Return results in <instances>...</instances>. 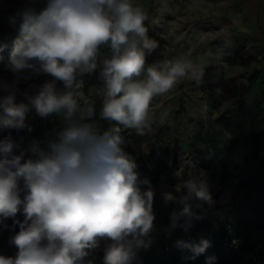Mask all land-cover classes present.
I'll return each mask as SVG.
<instances>
[{"label": "clouds", "instance_id": "obj_1", "mask_svg": "<svg viewBox=\"0 0 264 264\" xmlns=\"http://www.w3.org/2000/svg\"><path fill=\"white\" fill-rule=\"evenodd\" d=\"M148 19L133 0H26L8 17L21 37L4 65L14 79L0 80V131L32 132L26 118L33 111L57 118L61 126L54 138L33 140L27 148L10 134L0 139V225L19 227L10 239L16 255H0V264H93L85 258L101 240L107 242L103 264H131L137 250L151 245L155 191L125 151L122 128L138 136L151 132L154 98L184 80L199 82L202 70L184 55L148 63L159 48L148 34ZM25 70L51 79L21 90V81L29 79ZM97 71L103 83L95 95L101 98V119L109 122L106 130L94 120L95 103L84 91V78ZM168 115L161 112L159 123ZM29 153L38 158L25 159ZM182 173L183 166L177 177ZM175 188L179 195L163 194L166 203L183 206L172 213L173 227L195 216L193 198L214 204L206 181L195 174ZM21 211L22 221L16 219ZM4 218H12V225L3 224ZM177 246L194 259L209 241L179 240Z\"/></svg>", "mask_w": 264, "mask_h": 264}, {"label": "crops", "instance_id": "obj_2", "mask_svg": "<svg viewBox=\"0 0 264 264\" xmlns=\"http://www.w3.org/2000/svg\"><path fill=\"white\" fill-rule=\"evenodd\" d=\"M133 3L144 7L149 17L145 22L149 28L148 34L159 43V48L148 57L150 64L164 59L165 56L173 58L184 55L199 66L203 75L209 65L217 59L221 61L227 50L238 46L242 38L249 37L251 42L252 39H264V0H133ZM161 9L164 11L161 12ZM154 20L159 22L153 23ZM102 54H106V50H102ZM230 68L234 72L246 71L241 70L238 65ZM199 84L200 80L199 82L184 80L169 93L154 98L152 102V113L156 122L153 124V130L149 132V139L144 142L143 151L154 152L156 158L165 160L168 164L176 158L178 167L173 173L175 183L170 184V175L165 174L161 177L157 188L158 198L155 202L162 204V207L155 218L166 215L170 219L169 224L158 227L166 233V241L177 247V241L184 240L187 230L198 229L201 223L207 224V221L215 224L216 217L221 218L222 221L227 215L231 217V223L234 228L240 230V233L249 234L254 240L264 244V230L255 229L254 226L249 228L246 222H243L244 216L237 210L231 208L232 213L224 211L221 214L222 210L217 206L224 204L230 198L225 194L227 192L222 193L218 201L213 198L218 208L216 211L200 214L192 209L195 216H200V219H196L195 216L182 217L183 219H179L182 221L179 225L176 223L175 227L172 226V213L181 211L183 206L167 209L166 206L170 202H165L163 194L170 192L179 195L175 186L182 180L188 179L189 173L197 175L196 173L199 172L197 175L199 179L205 180L208 187L213 185L211 171L207 169L211 162L209 149L205 144L197 141L195 135L199 129V121L208 117H218L228 105H224L219 110L214 109ZM165 110L169 115L165 122L160 124L159 116ZM181 166L183 173L177 177L176 173ZM200 173L204 175L201 176ZM216 182L220 184L218 180ZM232 183L237 182L232 179ZM189 203L192 206V202ZM210 228L215 227L210 226ZM179 230L184 232L178 233ZM106 244V241L101 240L99 247L91 250L90 257H86L85 261L92 260L93 264H103ZM148 249L158 251L154 244ZM146 252L147 248L141 252L137 251L131 264H143L149 257Z\"/></svg>", "mask_w": 264, "mask_h": 264}, {"label": "trees", "instance_id": "obj_3", "mask_svg": "<svg viewBox=\"0 0 264 264\" xmlns=\"http://www.w3.org/2000/svg\"><path fill=\"white\" fill-rule=\"evenodd\" d=\"M9 1L17 2L18 0H0V24L4 22L6 18L5 5ZM17 32L18 29H15L0 37L5 38V47L0 50V62L4 63L9 60L14 43L18 39ZM257 59L258 57L253 54L246 56L243 49L240 48L236 50L233 55L224 56L221 61L218 59L215 60L205 69L200 79L199 87L203 93L207 95L214 109L219 110L229 101H233L235 104V108L232 111L226 110L217 118L208 117L199 121V129L195 135L197 141L208 147L211 162L215 161L220 163L221 169L217 175V180L221 185L228 183L233 178L231 162L227 158L221 157V144L223 143L224 135L221 125L227 122L229 118L233 122L234 133L237 137L246 135L248 140L256 146L255 151L264 152V118L261 117L259 112L247 101V96L251 93L253 86L260 78L261 70L256 69L249 76L248 83L240 81L239 76H227L226 73V66H248L256 62ZM24 75L27 76V72H24ZM95 76L98 78V71L91 76H87V78L92 79ZM0 80H2L1 77ZM102 83L103 82L98 78V87L102 86ZM231 113L233 114L231 115ZM9 134L12 136L13 140L20 145L18 134L14 130L0 131V139H3ZM149 137L150 133L140 138L135 134H131L129 137L124 136L126 142L124 147L125 151L136 160L138 165L137 170L141 174V178L147 177L150 180L155 191V202L158 198L157 188L161 181V177L165 174H169V183L174 184L175 180L173 178V173L178 167L176 158L171 164H168L165 160L156 158L154 152L146 153L135 147L136 144L147 141ZM20 148L22 147L20 146ZM20 148H14V153L19 154ZM29 157L33 159L38 158L29 153L25 156V159ZM196 203L198 204L199 201L197 200ZM228 223H231V221L217 220L215 224L207 221V224L201 223L198 229L196 228L192 231L199 239L203 238L209 241V247L204 253L194 259L191 258L192 254L189 250L177 246L173 252L149 257L143 264H243L237 254L225 252L221 248L219 239L226 231ZM3 224L11 226L12 222L4 218ZM246 225L249 228L253 227L251 220H247ZM210 226H214L215 228L212 229ZM254 228L256 229V227ZM18 231V225L15 229L11 227L4 228L3 225H0V255L6 257H14L16 255L18 249L14 244L10 243V239ZM234 231L240 233V230L236 227ZM204 232L207 233L204 234ZM210 233L212 234L210 235ZM246 235L248 237L250 236L249 234Z\"/></svg>", "mask_w": 264, "mask_h": 264}, {"label": "rangeland", "instance_id": "obj_4", "mask_svg": "<svg viewBox=\"0 0 264 264\" xmlns=\"http://www.w3.org/2000/svg\"><path fill=\"white\" fill-rule=\"evenodd\" d=\"M25 2L26 0H18L17 2L9 1L6 3V18L4 22L0 24V37L7 32L15 30L9 26L8 17L10 15H14L19 8L24 6ZM40 7H42V5H37L38 10L40 9ZM17 36L18 38L21 37V33L19 31L17 32ZM249 39V37L242 38L238 46H236L234 49L229 48L227 50L226 55H233L236 50L242 48L246 56L250 54L256 55L258 57L257 61L248 66L238 65L241 67V70H246L245 72H234L230 68L231 66H226V73L227 76H239L240 81L248 83L249 76L256 69L261 70L260 78L253 86L251 93L247 96V101L256 109L257 112H259L260 116L264 118V39H252V42ZM6 63L7 62H0V77L2 78V80L11 81L14 79V76L10 71L5 69L4 65ZM25 72H27V75L33 73L31 70H25ZM84 79V91L86 94L90 95V99H92L96 106V115L94 117L95 120L100 117V110L102 106L101 98L95 95V87H98V78L97 76H95L92 79H88L86 76ZM225 105H228L225 108V111H232L235 108V104L233 101H229ZM232 114L233 113H231V115ZM221 128L224 131L223 143L221 144V157L227 158L231 162V170L233 173L232 179H235L237 183H232V179L224 185L217 183V175L220 172L221 166L218 162H210L207 166V169L208 171H211L210 176L212 177L213 185L208 187L209 192L217 201L221 197L222 193L225 192H227L225 194L230 197L224 202V204H220L217 206L222 210L221 214H223L224 211L232 213L233 209L237 210L242 214V216H244L243 222H246L245 220H251L253 226L256 227V229L264 230V152L255 151L256 146L248 140L246 135L237 137L234 133L233 122L230 118L227 122L221 125ZM122 134L123 136L127 137L131 136V134L136 135L134 129L122 130ZM137 137L140 138L142 136L137 135ZM143 145L144 142L136 144L135 147L143 151ZM196 174L198 175L199 172H197ZM197 200L198 199H193L189 201L192 202V209L196 211V213H210L218 209L215 203L210 206L206 202L198 200L199 203L197 204ZM161 205L162 204H159V202L153 203V213L155 217L157 216L158 210H161ZM178 205L179 204L175 202H170V204L166 206V208L174 209L177 208L175 206ZM23 218L24 217L22 211L18 212L16 219H20L22 221ZM216 218L217 220L221 219L218 217ZM7 220L13 223L12 218H7ZM169 220L170 219H168V216L166 215H164L163 217L155 218L153 231L150 233L149 239H151L152 241L151 244H154V246L158 248V251H150L151 249L147 248L146 255H149V257L168 253L165 249V245L170 243L166 241V233H163L158 226L169 224ZM226 220L230 221L231 217H227L226 215V219H223L222 221ZM156 222H158L159 224ZM180 222L182 221H177V224L179 225ZM182 231L183 230H179L178 233H182ZM173 233H175V231ZM141 250H145V248H141L137 251L141 252Z\"/></svg>", "mask_w": 264, "mask_h": 264}, {"label": "built area", "instance_id": "obj_5", "mask_svg": "<svg viewBox=\"0 0 264 264\" xmlns=\"http://www.w3.org/2000/svg\"><path fill=\"white\" fill-rule=\"evenodd\" d=\"M29 78L27 81L22 80L19 87L21 90H25L29 85H42L45 81L50 80L51 77L45 74L30 73L27 75ZM1 93L0 95H2ZM23 100V97L17 96V102ZM98 122L101 130H106L107 121L98 117L95 119ZM26 123L32 126V132L27 130L14 131L18 134V141L22 148H27L33 140L45 141L49 138H54L53 130L59 128L60 122L55 117L41 118L30 112L26 118ZM41 149L47 150L45 143H41ZM234 225L228 223L226 231L220 237L221 248L225 252L237 254L243 264H264V244L261 241L254 240L250 235H244L234 231ZM195 240L199 242V237L196 236L191 230H187L184 234V241ZM165 249L168 253L173 252L176 247L172 244H166Z\"/></svg>", "mask_w": 264, "mask_h": 264}]
</instances>
